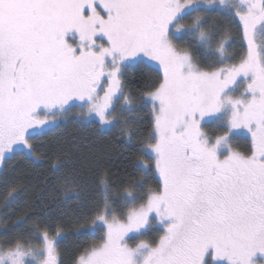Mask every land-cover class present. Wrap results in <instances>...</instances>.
Listing matches in <instances>:
<instances>
[{
  "label": "snow or ice",
  "instance_id": "6c2138e0",
  "mask_svg": "<svg viewBox=\"0 0 264 264\" xmlns=\"http://www.w3.org/2000/svg\"><path fill=\"white\" fill-rule=\"evenodd\" d=\"M217 12L240 29L235 63L230 32L209 23ZM150 62L161 79L143 97L154 122L137 167L160 186L114 194L102 178L91 230L106 235L76 264H264V0H0V164L34 152L30 129L77 101L114 127V101L135 110L122 69ZM213 125L225 131H205ZM240 129L249 154L232 146ZM157 223V241L129 246ZM59 236L45 231L38 249L6 240L0 264H62Z\"/></svg>",
  "mask_w": 264,
  "mask_h": 264
},
{
  "label": "trees",
  "instance_id": "16d2710c",
  "mask_svg": "<svg viewBox=\"0 0 264 264\" xmlns=\"http://www.w3.org/2000/svg\"><path fill=\"white\" fill-rule=\"evenodd\" d=\"M220 19L213 18V23H220ZM226 28L235 36L234 51L230 53L235 59L229 61L235 63L244 54V42L236 23H229ZM196 55L202 67L215 64L214 59L205 61L199 52ZM150 63L152 66L138 64L122 69L124 95L133 100L135 110L125 113L121 107L124 102L116 101L114 121L119 123L114 127L102 129L98 122L88 123L72 110L67 111L52 130L29 139L34 149L32 158L21 152L5 162L0 172V246L14 239L36 246L45 231L55 236L59 230L58 259L62 264H76L87 249L103 242L106 233L91 230L103 205L102 178L108 179L114 194L130 184H144L141 195L149 188H159L155 169L146 173L137 167L154 122V109L143 97L161 79V72ZM224 131L221 128L216 133ZM232 146L249 153L252 141L235 136ZM162 234L160 228H153L137 240L153 243Z\"/></svg>",
  "mask_w": 264,
  "mask_h": 264
},
{
  "label": "rangeland",
  "instance_id": "374dc122",
  "mask_svg": "<svg viewBox=\"0 0 264 264\" xmlns=\"http://www.w3.org/2000/svg\"><path fill=\"white\" fill-rule=\"evenodd\" d=\"M221 17V19H220V23L219 22H215V23H213V18H220ZM212 19V20H211ZM227 19H228V21H227ZM238 19V18H237ZM209 22L211 23V24H215V25H217L219 28H220V24H222L223 26H222V30H224V29H227L226 28V26L229 24V23H231V25H232V23L233 22H231V20H230V18L228 17V16H225V15H223V14H221V13H213L212 15H211V18H210V20H209ZM227 22H229V23H227ZM228 31H229V29H227ZM230 32V31H229ZM230 35H231V38H235V36H233V34H232V32H230ZM243 39V38H242ZM244 42V41H243ZM234 51V47L232 46L230 49H229V52L230 53H232ZM155 65H156V62H155ZM107 85L102 81V87H106ZM99 91V90H98ZM240 91L241 92H243V88H241L240 89ZM237 94H239V93H237ZM100 95L102 96L103 95V92H100ZM78 106H76V107H73L74 108V110H73V108H71V110L73 111V112H75L76 113V116L77 117H79L80 119H82V120H84V121H88V123H91V122H93L94 120L95 121H97L98 122V124L101 126V128L102 129H108V128H110L111 126H107V125H104V126H102L101 125V123H100V121H99V118L98 117H96L95 116V114H89V112H88V106L87 105H85L84 104V102H82V101H77V102H75ZM122 103H123V100H122ZM79 105H83V107H81V106H79ZM115 105H116V101H114V104H113V106H114V108H115ZM70 110V111H71ZM66 114H67V112H64V113H56V115H55V117H54V122L53 123H50V124H46V125H44L43 126V128H46V127H48V126H50V125H54V124H56L57 122H58V119L60 120V119H63L64 117H66ZM51 119V118H50ZM113 119H115V114L113 113ZM42 128V129H43ZM221 128L220 127H217V126H215V125H213V126H211V127H207V128H205V131H207V132H209V133H212V132H216V131H218V130H220ZM39 130H41L40 128H37V129H35V130H31L30 129V132H36V131H39ZM237 135L236 136H245V137H247V138H249L250 140H251V134L247 131V129H240V130H237ZM30 141V140H29ZM252 141V140H251ZM241 143V142H240ZM25 150H28V149H25ZM238 151V150H237ZM250 153V152H249ZM249 153H245V154H249ZM3 166H4V162H3V164H0V171L2 170V168H3ZM153 228H160V225L157 223V224H155V227H153ZM152 228V229H153ZM42 236H43V234H42ZM50 236H52V235H50ZM139 239V238H138ZM138 243L139 242V240H135V241H133V243L134 244H131V245H129V246H132V247H134L135 245H136V243ZM42 245H43V241L42 240H40V243L39 244H37L36 246H32L33 248H41L42 247ZM58 255V254H57Z\"/></svg>",
  "mask_w": 264,
  "mask_h": 264
},
{
  "label": "flooded vegetation",
  "instance_id": "af4514ba",
  "mask_svg": "<svg viewBox=\"0 0 264 264\" xmlns=\"http://www.w3.org/2000/svg\"><path fill=\"white\" fill-rule=\"evenodd\" d=\"M154 64H155V62H153ZM95 121V120H94ZM97 122V121H96ZM55 125L56 124H54V125H50V126H48V127H46V128H43V129H41V130H39V131H36V132H34V134L31 136V137H34V136H39V135H43V134H45V133H47V132H49L50 130H52L53 129V127H55ZM100 126V125H99ZM112 127V126H111ZM110 127V128H111ZM100 128H101V126H100ZM110 128H108V129H110ZM107 129V130H108ZM29 143H31L30 141H29ZM27 153V152H29V150H24V151H18V152H16L15 154H17V153ZM13 155L14 154H10L9 155V157L8 158H6L5 159V161H4V164H5V162L7 161V160H9V159H11L12 157H13ZM26 155H28V157H33V155H32V152L30 153V154H26ZM1 172V171H0ZM105 235H106V233H105ZM104 235V236H105Z\"/></svg>",
  "mask_w": 264,
  "mask_h": 264
}]
</instances>
